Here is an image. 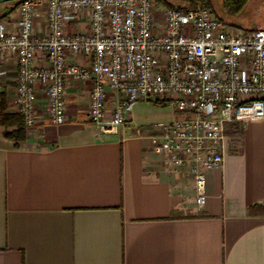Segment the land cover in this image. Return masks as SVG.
<instances>
[{
  "label": "crops",
  "instance_id": "1",
  "mask_svg": "<svg viewBox=\"0 0 264 264\" xmlns=\"http://www.w3.org/2000/svg\"><path fill=\"white\" fill-rule=\"evenodd\" d=\"M13 5L0 4L9 30L19 18ZM86 28L87 18L67 25ZM35 31H46L41 15ZM3 67L16 111L17 61L4 57ZM90 88L68 81L69 119L54 125L38 84L28 139L16 146L0 128V264H264V117L227 125L223 165L207 171L199 207L193 176L154 149L155 127L177 118L175 107L136 102L126 124L105 133L88 120ZM106 90L111 113L117 96Z\"/></svg>",
  "mask_w": 264,
  "mask_h": 264
},
{
  "label": "built area",
  "instance_id": "2",
  "mask_svg": "<svg viewBox=\"0 0 264 264\" xmlns=\"http://www.w3.org/2000/svg\"><path fill=\"white\" fill-rule=\"evenodd\" d=\"M17 10L15 29L0 23V94L3 58H14L13 101L27 129L38 122V84L44 115L61 125L69 119L68 81L89 82L88 120L105 133L126 124L136 102H168L179 115L156 125L154 149L193 176L204 207L207 171L224 162L227 125L264 117V28L236 29L211 8L156 0H21ZM40 15L45 32L35 31ZM83 18L88 28L67 30ZM106 86L117 96L111 113Z\"/></svg>",
  "mask_w": 264,
  "mask_h": 264
},
{
  "label": "trees",
  "instance_id": "3",
  "mask_svg": "<svg viewBox=\"0 0 264 264\" xmlns=\"http://www.w3.org/2000/svg\"><path fill=\"white\" fill-rule=\"evenodd\" d=\"M17 0H11L14 5L9 9V13L14 11L19 5ZM158 4L166 7L181 6L184 8H196L198 6L208 7L214 9L213 0H156ZM249 0H223L225 12L228 15L238 14L248 3ZM221 18V17H220ZM223 19V18H222ZM159 104L165 105L163 100L158 101ZM238 127L242 125L237 124ZM0 128L5 137L15 141V145L19 146L20 143L26 141L29 136V130L27 129L24 121V117L16 112L11 111L8 108L7 98L5 94H0Z\"/></svg>",
  "mask_w": 264,
  "mask_h": 264
},
{
  "label": "rangeland",
  "instance_id": "4",
  "mask_svg": "<svg viewBox=\"0 0 264 264\" xmlns=\"http://www.w3.org/2000/svg\"><path fill=\"white\" fill-rule=\"evenodd\" d=\"M20 1L17 0L16 3ZM213 2V11L231 27L245 30L264 28V0H249L245 7L235 15H228L225 12L223 0H213ZM228 130V134H234L235 139L241 137L240 128H228Z\"/></svg>",
  "mask_w": 264,
  "mask_h": 264
},
{
  "label": "water",
  "instance_id": "5",
  "mask_svg": "<svg viewBox=\"0 0 264 264\" xmlns=\"http://www.w3.org/2000/svg\"><path fill=\"white\" fill-rule=\"evenodd\" d=\"M9 1H11V0H0V4L1 3H6V2H9Z\"/></svg>",
  "mask_w": 264,
  "mask_h": 264
}]
</instances>
